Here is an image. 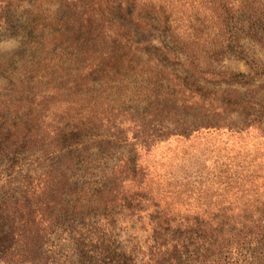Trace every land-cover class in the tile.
<instances>
[{
    "label": "trees",
    "instance_id": "1",
    "mask_svg": "<svg viewBox=\"0 0 264 264\" xmlns=\"http://www.w3.org/2000/svg\"><path fill=\"white\" fill-rule=\"evenodd\" d=\"M263 2L59 0L49 24L26 16V31L18 36L20 51L7 59L6 70L16 66L35 70L27 78H18L19 86L14 71L6 78L8 109L0 117V158L28 159L40 153L36 159L42 158L45 167L26 179L9 177L0 186V264L39 263V251L52 234L58 237L56 245L52 243L54 249L68 248L65 244L69 243L77 246V264H100L101 258L113 256L110 240L105 244L89 223L100 217L101 206L104 212L127 203L130 208L136 195L151 196L152 191L145 169L135 161L120 162L110 169L100 167V154H92L95 148L104 151L126 145L127 136L118 125L136 120L128 114L136 106V96L113 98L111 90L117 86L126 89L136 79L131 72L138 60L135 54L147 47L160 52L161 60L180 63L192 78L206 73L220 77L200 69V53L240 54L236 35L264 29ZM153 32L170 38L171 48L162 42L139 41L143 33ZM175 50L186 57L179 58ZM42 67L49 68L47 86L38 81L37 71ZM176 79L166 66L156 71V118L183 113L186 127L208 125L211 116L205 105L192 97L197 93L195 83H176ZM132 134L136 141V132ZM259 170L254 169L249 178L262 179ZM129 193L134 194L127 198ZM84 199L88 200L82 205ZM156 219L154 244L145 264H211V256L221 258L222 245L212 241L214 232L209 227L206 245L203 227L197 223L194 229L173 231L169 240L168 218L157 214ZM65 233L71 242H65ZM176 235L182 240H174ZM60 239L65 244L59 245ZM138 251L136 247V257Z\"/></svg>",
    "mask_w": 264,
    "mask_h": 264
},
{
    "label": "rangeland",
    "instance_id": "2",
    "mask_svg": "<svg viewBox=\"0 0 264 264\" xmlns=\"http://www.w3.org/2000/svg\"><path fill=\"white\" fill-rule=\"evenodd\" d=\"M58 6L59 0H0V117L7 115L8 109L6 78L14 71L13 77L19 86L17 79L27 78L35 70L28 66L6 70L7 59L20 51L18 36L26 31V16L49 24L48 18ZM7 20L11 23H6ZM257 35L263 39L264 29L256 34L245 30L236 35L240 54L212 50L200 53V69L220 77L206 73L192 78L180 63L161 60L162 54L153 48L136 52L138 60L131 69L136 79H131L133 82L126 89L117 86L111 90L113 98L136 96V106L128 113L135 115L136 120L128 119L121 127L118 125L128 143L104 151L95 148L92 154L102 156L100 167L135 161L145 169L147 181L151 180L148 187L152 194L136 195L130 208L127 203L104 212L101 206L100 217L95 216L89 224L97 229L95 235L105 244L110 240L113 256H100L104 257L100 264L148 263L157 214L168 218L172 231L168 234L169 240L173 231L194 229L199 224L203 227L202 242L206 245L210 241L206 229H212V241L223 249L221 258L210 257L211 264H264V41ZM147 40L153 45L162 42L171 48L170 38L163 34L143 33L139 38L140 42ZM175 51L179 58L186 57ZM164 66L179 78L176 83H195L197 93L192 97L205 105V111L211 116L208 125L186 127L189 125L182 119L183 113L156 118L153 81L156 71ZM250 66L255 67L253 72ZM48 74V67L38 68V81L44 86L49 84ZM132 132H136V141ZM177 132L183 136L170 135ZM37 157H41L40 153L28 159L0 158V186L9 177L22 180L31 174H40L45 167L44 160ZM256 168H260L262 179L249 178ZM134 193H129L127 198ZM86 200L80 201L82 205ZM55 235L39 251L45 261L24 264L80 262L75 252L77 246L69 243L70 236L64 235L69 244L59 240V245L65 244L68 248L54 249L52 243L56 245L54 241L58 240ZM175 239L182 240V237L176 235ZM136 247L141 250L138 257Z\"/></svg>",
    "mask_w": 264,
    "mask_h": 264
}]
</instances>
